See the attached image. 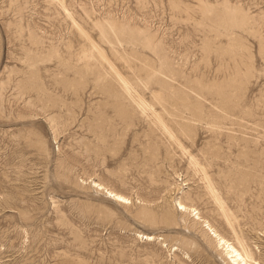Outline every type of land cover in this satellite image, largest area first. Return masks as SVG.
<instances>
[{"label": "rangeland", "instance_id": "1", "mask_svg": "<svg viewBox=\"0 0 264 264\" xmlns=\"http://www.w3.org/2000/svg\"><path fill=\"white\" fill-rule=\"evenodd\" d=\"M205 221L264 264V0H0V264H233Z\"/></svg>", "mask_w": 264, "mask_h": 264}, {"label": "bare ground", "instance_id": "2", "mask_svg": "<svg viewBox=\"0 0 264 264\" xmlns=\"http://www.w3.org/2000/svg\"><path fill=\"white\" fill-rule=\"evenodd\" d=\"M121 78V77H120ZM122 79V78H121ZM126 83V82H125ZM134 92V91H133ZM138 96V95H137ZM142 109V108H141ZM101 184V183H99ZM109 193V192H108ZM111 194H113L117 199L126 200L124 196L121 195V193H114L113 191H110ZM123 203V202H122ZM180 203V202H179ZM189 206V205H188ZM191 206V205H190ZM185 210V206H181ZM191 210V209H190ZM190 212V211H188ZM187 215V214H186ZM201 217V216H200ZM226 218V217H225ZM195 219V218H194ZM202 219V218H199ZM196 221L198 220L195 219ZM204 220V219H203ZM194 221V220H193ZM206 226L209 228V230L212 232V235L218 245L223 249L225 254L227 255L228 260L233 264H257V260L255 261L253 259L251 251L247 248L246 244L243 241V238L238 236L232 226L231 222H228L229 226L233 230L234 234H236V242L231 241V239L226 238L224 235L219 233L216 228H213L209 222L205 221ZM196 225V224H195ZM143 235V234H142ZM152 235V234H151ZM151 235H145L146 238L152 239L153 236ZM144 236V235H143ZM145 238V239H146ZM155 238V237H154ZM212 238V237H211ZM216 244V243H215ZM217 245V246H218ZM260 264V263H259Z\"/></svg>", "mask_w": 264, "mask_h": 264}]
</instances>
